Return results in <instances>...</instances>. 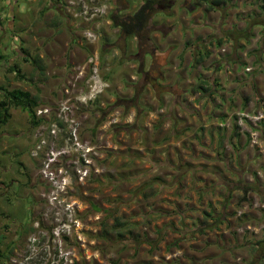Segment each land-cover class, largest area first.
<instances>
[{"label":"rangeland","instance_id":"1","mask_svg":"<svg viewBox=\"0 0 264 264\" xmlns=\"http://www.w3.org/2000/svg\"><path fill=\"white\" fill-rule=\"evenodd\" d=\"M208 5L200 0L171 4L189 12L194 7L203 10L202 20L212 26L213 38L200 36L199 42L188 38L191 54L181 57L185 72H170L163 79L170 81L164 85L170 98L154 101L142 91L141 100H130L131 90L125 86L117 90L123 101L100 105L99 100H107L111 93L106 90L95 102L74 110L79 138L97 156L81 182L73 172L69 197L81 202L75 204L81 228L52 253L55 264H264V0H225L211 10ZM169 10L175 14L174 8ZM219 20L224 28L217 26ZM99 33L100 40L101 28ZM199 57L203 58L196 62ZM166 62L172 61L162 56L155 60L156 78ZM100 71L106 76L105 69ZM177 84L184 86V92L175 89ZM4 127V133L22 129L25 133L24 122ZM6 141L9 145L13 140ZM57 144L49 147L50 153L55 154ZM18 147L9 146L0 162L7 164ZM76 158L74 152L66 159ZM44 159L37 160V168ZM35 177L38 198H22L11 221L0 218V264L8 263L13 243L19 246L24 236L3 232L1 224L10 230L21 225L32 232L31 206L38 203L39 212L48 207L47 186L38 171ZM24 189L16 185L9 200L14 203ZM152 210L157 212L145 219ZM112 215L127 220L125 228L133 232L117 236L120 228L113 227ZM37 219L44 226L40 214ZM45 260L41 250L28 264Z\"/></svg>","mask_w":264,"mask_h":264},{"label":"crops","instance_id":"2","mask_svg":"<svg viewBox=\"0 0 264 264\" xmlns=\"http://www.w3.org/2000/svg\"><path fill=\"white\" fill-rule=\"evenodd\" d=\"M107 1L109 3L108 15L112 10L121 12V15L129 14L138 6V3H134L133 0ZM165 8L168 10L174 8L175 14L171 15L170 10L165 12ZM160 9H164V12H156L151 17L148 37L142 49L138 45L139 39L135 36H124L108 15H105L99 23L104 37L99 40L100 43L90 45L81 38L84 24L75 23L70 19L64 11L63 0H0V89L4 87L6 90L19 89L27 92L31 98H37L36 107L53 106L61 99L62 89L70 87L72 82L77 81L82 84L85 81L88 67L85 61L91 51H96L100 53L101 66L106 70L105 78L109 82V87L105 91L107 93L111 91L110 95L107 94V100L98 99L101 102L100 105L115 103V100L120 99V89L125 86L131 90V99L136 101L141 100L142 91H146L148 97H152L154 101H158L159 97L167 100L171 94L170 90L167 93L165 90L170 81H163L164 76L170 72L174 75L180 74L181 70L185 72L184 64L181 65V57L183 54L184 58L191 54V49H188L186 45L188 38L192 37L199 42L201 41L200 36L201 38L207 36L213 38V32L212 26H209L210 23L202 20L203 10L199 11L196 7L192 12L186 10L185 7H161ZM180 11L183 13L181 14ZM187 13H190L189 17L186 16ZM217 26L225 27L220 20ZM6 31L10 33L6 34ZM7 37H10L8 44ZM212 42L215 44L214 40ZM29 44L33 46L27 48ZM141 53V58L136 57ZM30 56L39 57L44 68L42 74L34 69L29 61ZM158 56H162L165 61L169 58L172 62H166L165 66L161 67L163 70L159 71L160 76L156 78L154 67H156L155 60ZM200 58L203 57L197 59ZM158 64L161 65L162 62ZM165 84H167L166 87ZM183 88L184 86L181 87L179 84L175 85L177 91L184 92ZM8 115L4 126L11 128L16 123L20 125L24 122L25 128V133L23 129L20 133H4L6 128L4 126L0 128L1 155L6 156L9 146H20L18 150H14L12 155L10 154L7 164L0 162V218L11 221L10 215L16 216L15 213L21 209L22 198H38L40 185L35 177L38 171L36 166L38 158H32L29 155L34 137L32 138L33 133L30 134L33 128L28 127V113L21 107L9 106ZM26 137L30 138V143ZM6 139L13 141L8 145ZM3 141L6 142V147H3L5 145ZM98 170L100 172L101 169ZM73 182H76L75 178ZM16 185H22L25 189L23 193H20L21 196L16 197L12 203L8 197L10 193L16 194L14 191ZM86 187L82 191L83 199L87 195L85 194ZM145 188L150 191L152 187ZM67 199L76 205L81 203L78 197ZM31 210L32 217L37 216L39 214L38 203L36 207L31 206ZM150 212L152 213L150 215L146 212L145 219L150 218L157 211ZM114 217L123 220L121 216L112 215V221ZM1 225L3 232H14L13 237L18 235L20 238L24 233V227L21 225L16 229L15 225H12L15 230H10L7 224L2 223ZM133 230L129 229L130 234ZM140 235L144 234L140 233ZM5 246L7 247V243ZM151 257L150 259L154 261L155 255Z\"/></svg>","mask_w":264,"mask_h":264},{"label":"built area","instance_id":"3","mask_svg":"<svg viewBox=\"0 0 264 264\" xmlns=\"http://www.w3.org/2000/svg\"><path fill=\"white\" fill-rule=\"evenodd\" d=\"M67 10L74 18H82L88 23H93L94 19L103 15L106 11V6L101 0H68ZM97 27H87L83 30V38L93 43L99 38V31ZM95 57L91 56L88 59L90 64L92 75L87 79L85 86H79L77 81L72 82L70 87L64 89L65 97L59 101L55 109L49 107H43L38 111V114L49 115L53 112L54 122L60 121L71 129L69 136L65 140V144L59 148V151L51 153L47 160L43 162L41 174L49 185V189L46 195L48 200V209L42 213V219L48 221L50 230L39 229L28 237L25 248L19 250L18 255H14L10 258V264H28L29 260L34 259L37 256L38 250L47 252V257L44 264L47 261H51V264H55L57 259L54 260V256L51 255L52 250H57L63 243V237H72L75 228L79 225L78 220L75 218L74 205L71 202L65 201L64 196L68 191V177L66 171L62 167H58L56 170L51 169L53 163L58 160L55 155L62 156L63 159L69 157L71 153L80 152V157L84 159L86 164L90 163L91 157H96L92 147L82 144L77 139L76 121L73 116V108L76 103H85L91 98H94L102 90L103 84L101 80L97 78V67L95 64ZM55 123L51 124L50 134L54 136L57 133V126ZM43 128L45 126H42ZM72 139L73 142L69 143ZM46 136L43 133H39L37 141L32 149V156L38 155L39 152L46 145ZM56 157V158H55ZM78 157L74 161L76 167L79 164ZM77 172L82 178L86 174V170H80L77 168ZM79 238V237H77ZM43 239V241H41ZM62 248V247H61Z\"/></svg>","mask_w":264,"mask_h":264},{"label":"clouds","instance_id":"4","mask_svg":"<svg viewBox=\"0 0 264 264\" xmlns=\"http://www.w3.org/2000/svg\"><path fill=\"white\" fill-rule=\"evenodd\" d=\"M67 1L68 0H63V8H64V11H65V13L70 17V19L71 20H73L75 23H83L84 24V26H83V28H82V30H81V38H82V40L85 42V43H87V44H94L95 42H93V43H89V42H87L84 38H83V30L85 29V28H87V27H97L96 29H100V27H99V19H100V22L102 21V19L105 17V15H108V11H109V3H108V1L107 0H101V2L106 6V11H105V13L103 14V15H101L100 17H97V18H95L94 19V21H93V23H88V22H86L85 20H83L82 18H74L73 16H71L70 14H69V12H68V10H67V5H66V3H67ZM133 2L134 3H138V6L137 7H139L141 4H142V1H140V0H133ZM171 7V6H170ZM137 9V8H136ZM135 9V10H136ZM113 11H116V10H112V12ZM111 12V13H112ZM119 12V11H118ZM134 12V11H133ZM132 12V13H133ZM119 13H121V12H119ZM132 13H129V14H132ZM122 15H125V14H122ZM154 15V14H153ZM108 16H110V15H108ZM99 29H98V31H99ZM99 36H100V33H99ZM99 40V38L97 39V41ZM142 48V47H141ZM91 56H93V57H95V64H96V67H97V78L99 79V80H101V83L103 84V86H102V90L98 93V94H96V96L94 97V98H91L90 100H88L87 102H85V103H80V102H78V103H76V106L73 108V116H74V119H75V121H76V130H77V139H78V141L79 142H81L82 144H84V145H87V146H89V147H91L90 145H89V143H87V142H82L81 140H80V138H79V131H78V123H77V120H76V118H75V115H74V110L76 111V110H78L80 107H83V106H87L88 104H90V103H93V102H95V100L100 96V94L103 92V91H105L106 89H108V87H109V83L107 82V80H105L104 78H105V76L102 74V72L100 71L101 70V68H102V66H101V62H100V53L99 52H96V51H91L90 53H89V55H88V57H87V59H86V61H85V63H86V65L88 64V67H87V76H86V79H85V81L82 83V84H80L79 83V86H81V87H84L85 86V83H86V81H87V79H89L90 77H91V75H92V72H91V68H90V64L88 63V59L91 57ZM65 97V94H64V89H62V97H61V99H59L56 103H55V105H44V106H38V107H35L34 108V112H35V115L37 116V118H40V123L37 125V126H35L33 129H32V131H33V137H34V141L32 142V144H31V147H30V150H29V155H30V157H32V158H38V159H42V157H44V156H46V159H44V160H42V162H41V165L39 166V168H38V173H39V175H40V177H41V179L45 182V185L47 186V189H46V193H44V198H45V200L47 201V204H48V200H47V198H46V195H47V192H48V189H49V185L47 184V181L44 179V177L42 176V174H41V169H42V167H43V162L44 161H46L47 160V158H48V156L50 155L51 156V153H50V151L48 150L49 149V147H51L52 145H53V142L55 141L56 142V144H57V141H58V137L60 136V143L61 144H57V150L55 151V153L56 152H58L59 151V147H62L64 144H65V140L67 139V137L69 136V133H70V131H71V129L70 128H68V126L67 125H65V124H63V123H61L60 121H57L56 123L54 122V115H53V112L51 113V114H49V115H43V114H38V111L39 110H41L43 107H49V108H51L52 110L53 109H55L56 107H57V104L59 103V101H61L63 98ZM96 98V99H95ZM52 123H55L56 124V126H57V133L54 135V136H52L51 134H50V129H51V124ZM42 126H45L44 128L42 127ZM39 133H43V135L44 136H46V140H47V143H46V145L44 146V148L41 150V152H39L38 153V155H36V156H32V149H33V146H34V144L36 143V141H37V137L39 136ZM70 137V136H69ZM73 142V140L72 139H70L69 140V143H72ZM75 153H77V157H78V159H79V164H78V167H76L75 165H74V163H69V161H71V160H69V159H66V158H61L62 156H60L59 157V155L58 154H56L55 156H58L59 158H61V160H57L55 163H53L52 164V166H51V169H53V170H56L58 167H62L65 171H66V174H67V177H68V181H69V185H68V191H67V194L64 196V198H65V201H68V197H69V192H70V189H71V186H72V180H71V178H72V176H73V172L77 175V180L79 181V180H82L83 179V177H85V176H87V174H88V172H89V170L91 169V168H88V167H91L92 166V159L94 158L93 156L91 157V160H90V163L89 164H86L85 162H84V159L83 158H81L80 157V152H75ZM72 154V153H71ZM71 154L69 155V157L71 156ZM69 157H67V158H69ZM56 158V157H55ZM68 160V161H67ZM77 168H79L80 170H83V169H85L87 172H86V174L82 177V178H80V175H79V173L77 172ZM74 170V171H73ZM70 198V197H69ZM68 202H71V201H68ZM72 203V202H71ZM73 205H74V211H75V218H76V205L74 204V203H72ZM46 209H48V207L46 208ZM45 209V210H46ZM45 210H43V211H41V212H39V214H40V217H41V219H42V213L45 211ZM38 214V215H39ZM37 215V216H38ZM32 219L33 220H31V223H30V225H28L29 226V229L28 230H32V229H30V227L32 228V227H34V229L32 230V232H29V233H27L26 232V227H24V236L20 239V242H19V246H17L16 247V244L15 243H13V246H12V249L11 250H9L10 251V253H13V255L12 256H16V255H18L19 254V250L21 249V248H24V246H26V242H27V239H28V237H30V235L31 234H33V233H35V232H37L39 229H43V230H50L51 229V226L49 227V225H46L45 223H44V221H43V224H44V226H40V223L38 222V219L36 220V216H34V217H32ZM43 220V219H42ZM78 223H79V225L75 228V230H74V232H73V235H75V231L78 229V228H80V222H79V220H78ZM72 235V237H63V241H65V240H67L68 238H74V236ZM61 247H62V244H61ZM58 250H59V247L57 248V250H52L51 251V255H52V253L53 254H55L56 252H58ZM7 250H5V251H3V252H6ZM39 251H41V250H38V252ZM43 251V250H42ZM38 252H37V255H38ZM44 252V254H45V259H46V257H47V252H45V251H43ZM9 256H10V254H9ZM37 257V256H36ZM35 257V258H36ZM9 258H11V257H9ZM34 258V259H35ZM34 259H32V260H34ZM30 262V260L28 261V263ZM7 264H10L9 263V261H8V263Z\"/></svg>","mask_w":264,"mask_h":264},{"label":"trees","instance_id":"5","mask_svg":"<svg viewBox=\"0 0 264 264\" xmlns=\"http://www.w3.org/2000/svg\"><path fill=\"white\" fill-rule=\"evenodd\" d=\"M142 4L132 14L121 15L117 10L110 14L112 23L119 28L120 32L124 36H135L139 39L138 45L141 48L145 44V40L148 37V26L152 15L156 9L166 6V0H141ZM206 5L210 3L206 8L208 10L216 9L217 6H221L225 0H201ZM156 5H162L156 7ZM202 58L197 59L196 62H200ZM29 61L34 66V69L42 74L43 66L38 56H30ZM201 83L202 81L199 80ZM201 91L206 90L200 86ZM0 128L6 123L9 117L8 107L16 106L25 109L29 116V127L34 128L40 123V118H37L34 112V108L37 106V98L30 97V94L19 89L6 90L0 89ZM3 92V93H2ZM203 93V92H202ZM211 95V94H210ZM124 99H118L123 101ZM133 100V99H130ZM237 135V133H236ZM244 197V196H243ZM128 225L127 221L121 220L119 217L113 218V227H119L120 231L117 236L124 237L125 232H129V229L125 228Z\"/></svg>","mask_w":264,"mask_h":264},{"label":"flooded vegetation","instance_id":"6","mask_svg":"<svg viewBox=\"0 0 264 264\" xmlns=\"http://www.w3.org/2000/svg\"><path fill=\"white\" fill-rule=\"evenodd\" d=\"M173 1L174 0H166V6L165 7H170Z\"/></svg>","mask_w":264,"mask_h":264}]
</instances>
